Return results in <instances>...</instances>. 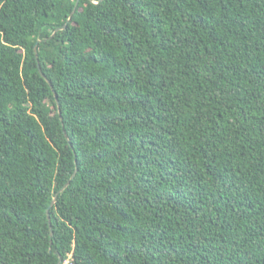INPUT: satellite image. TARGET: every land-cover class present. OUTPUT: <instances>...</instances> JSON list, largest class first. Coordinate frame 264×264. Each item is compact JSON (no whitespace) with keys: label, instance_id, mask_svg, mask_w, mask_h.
Wrapping results in <instances>:
<instances>
[{"label":"trees","instance_id":"obj_1","mask_svg":"<svg viewBox=\"0 0 264 264\" xmlns=\"http://www.w3.org/2000/svg\"><path fill=\"white\" fill-rule=\"evenodd\" d=\"M59 258L264 264V0H0V264Z\"/></svg>","mask_w":264,"mask_h":264},{"label":"water","instance_id":"obj_2","mask_svg":"<svg viewBox=\"0 0 264 264\" xmlns=\"http://www.w3.org/2000/svg\"><path fill=\"white\" fill-rule=\"evenodd\" d=\"M78 2H79V0H76V5L78 4ZM64 27H65V26H63V28H64ZM57 30H58V29H57ZM57 30H55L54 33H53L48 39H51V38L54 36V34L56 33ZM37 44H38V41H37L36 44H35L34 50H35V58H36V60H37L38 72H39V74H40L42 77L45 78L44 74H43L42 71H41V67H40V65H39V63H38V55H37V48H36V47H37ZM46 81H47V83L49 84V86L51 87V90L53 91V94H54L55 99H56V102H57L56 94H55V92H54V89H53V87H52L50 81L47 80V79H46ZM74 174H75V173L72 174L70 180H69V181H68V182H67V183H66V184L60 189L59 192L64 191V189L70 184V181H71V179L74 177ZM53 202H54V201H52L51 205L53 204ZM47 219H48L49 229H50V231H51L50 234L53 235L52 227H51V223H50V216H49V212H48V211H47ZM61 261H62V259L59 258L57 264H60Z\"/></svg>","mask_w":264,"mask_h":264}]
</instances>
